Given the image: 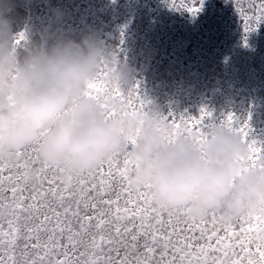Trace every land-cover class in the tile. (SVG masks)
<instances>
[{
	"label": "clouds",
	"instance_id": "1",
	"mask_svg": "<svg viewBox=\"0 0 264 264\" xmlns=\"http://www.w3.org/2000/svg\"><path fill=\"white\" fill-rule=\"evenodd\" d=\"M17 3L29 0H0V162L14 169L18 151L33 145L41 164L76 175L127 152L130 187L147 186L154 204L197 219L215 211L221 223L255 221L264 244V157L249 164V145L234 126L209 121L199 138L168 139V120L150 99L143 111L130 109L134 67L115 45L91 27L78 40L55 27L36 29L35 38L14 31ZM50 15L61 13L53 7ZM98 80L96 92L89 85ZM36 165L25 161L21 170L29 183Z\"/></svg>",
	"mask_w": 264,
	"mask_h": 264
},
{
	"label": "snow or ice",
	"instance_id": "2",
	"mask_svg": "<svg viewBox=\"0 0 264 264\" xmlns=\"http://www.w3.org/2000/svg\"><path fill=\"white\" fill-rule=\"evenodd\" d=\"M252 9L253 15L246 18L243 29L245 43L246 34L264 21V0H253ZM199 10L200 5L187 8L191 15ZM102 87L99 80L89 85L96 92ZM115 94L121 95L119 90ZM126 98L131 110H144L146 101L138 82ZM210 116L204 108L199 118L170 112L165 117L170 125L167 138L178 132L196 133L199 138ZM221 121L234 126L248 143L247 160L256 167L264 157V144L249 139L247 120L240 122L228 113ZM34 152L33 145L20 149L14 169L0 162V264H264V244L254 236L255 221L240 218L221 223L215 211L197 219L186 216L183 209L161 208L152 202L147 186L130 187L132 161L127 152L100 160L76 175L41 164ZM25 161L39 165L34 183H29L21 171ZM7 169L11 174L4 176ZM209 222L214 229L209 241L220 231L228 236L243 235L244 239L222 248L200 244ZM181 230L192 235L177 236L174 241L173 236Z\"/></svg>",
	"mask_w": 264,
	"mask_h": 264
},
{
	"label": "bare ground",
	"instance_id": "3",
	"mask_svg": "<svg viewBox=\"0 0 264 264\" xmlns=\"http://www.w3.org/2000/svg\"><path fill=\"white\" fill-rule=\"evenodd\" d=\"M180 2L187 5H173ZM98 3V9L96 0L92 6L89 4V19H86L91 25H86L83 18L77 20L79 33L71 29L70 36L78 40L89 27L95 29L94 17L97 30L106 42L111 44L109 39L115 33L112 42L120 55L133 64L140 95L150 99L163 115L171 112L199 118L200 109L204 108L211 113L206 118L209 122L226 119L232 113L240 122L247 120L249 139L264 144V21L246 34V43L243 33L246 18L253 15V0H202V3L201 0H100ZM199 5L195 15L187 12V8ZM119 23L131 27L113 30ZM213 230L209 222L206 231ZM241 237L230 236L224 246L236 245ZM236 248L238 254L243 253Z\"/></svg>",
	"mask_w": 264,
	"mask_h": 264
},
{
	"label": "rangeland",
	"instance_id": "4",
	"mask_svg": "<svg viewBox=\"0 0 264 264\" xmlns=\"http://www.w3.org/2000/svg\"><path fill=\"white\" fill-rule=\"evenodd\" d=\"M98 2H100V0H96V7L99 6ZM89 4L92 6V4H94V0H29V3H27V4L17 3L16 7H15V11L12 14L13 18H14L13 19V30L14 31L30 32L33 34L34 38H35V30L36 29H43L44 31H47L52 27L62 29V31L65 30V28H66L68 30L67 32L68 33L70 32L69 34L67 32L66 33L64 32L63 34H67V35L72 34L73 35V31L71 29L76 31V34H78L79 33V29H78L79 26L77 25V20H80L83 18L82 21L86 20V25H91L89 20H87V19H89L88 12H89V9L91 7ZM132 4H133V2H132ZM61 5H62V7H61ZM173 5L175 7H177L180 5H187V4L180 2L178 4L173 3ZM53 7L59 9V11L61 13L59 18H57L55 21H53L51 15H50V9H52ZM66 9H68V10H66ZM73 9H74V11H73ZM97 9H98V7H97ZM93 24H94V28L97 30L98 25H97V19L95 17L93 18ZM130 27L131 26L128 24L119 23L117 26H115L113 28V30L117 29V30L122 31V28L129 30ZM83 29H84V27H83ZM114 38H115V33H113L112 37L109 39L111 44L114 43V42H112V40ZM129 38H130V42H131V34L130 33H129ZM151 81L154 82V80H152V79H151ZM145 82H146V80L143 82L144 85H146ZM155 82L159 83L161 81L157 80ZM221 100H224V97H221ZM10 174H11L10 169H7L3 172L4 176H8ZM9 195H11L10 192H9ZM206 232H207V235L205 236V238L203 240L198 241V243L205 244V245H208V243H211L216 248L218 246H224V241L226 242L227 238L230 237V236L226 235L225 232L220 231L217 236L212 237L211 241H209V240L204 241L205 239H208V236H210L212 233L209 231H206ZM182 235H192V233H190V232L185 233L183 230H181V232H179L175 236H173V240L175 241L177 239V236H182ZM195 235L199 236L200 233L199 234L195 233ZM222 237H223V239H221ZM240 239H244V236L242 235V237ZM217 240H220L219 244H217ZM227 242H229V241H227ZM193 243H196V242H193ZM239 255L243 256V253L239 254Z\"/></svg>",
	"mask_w": 264,
	"mask_h": 264
}]
</instances>
